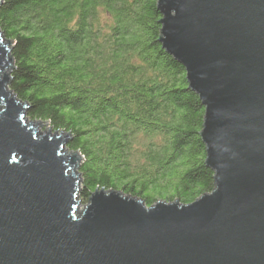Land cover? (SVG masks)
<instances>
[{"label": "water", "instance_id": "95a60500", "mask_svg": "<svg viewBox=\"0 0 264 264\" xmlns=\"http://www.w3.org/2000/svg\"><path fill=\"white\" fill-rule=\"evenodd\" d=\"M157 10L159 43L205 109L212 191L146 206L100 189L79 213V154H65L68 134L26 123L0 32V264H264V0Z\"/></svg>", "mask_w": 264, "mask_h": 264}, {"label": "trees", "instance_id": "16d2710c", "mask_svg": "<svg viewBox=\"0 0 264 264\" xmlns=\"http://www.w3.org/2000/svg\"><path fill=\"white\" fill-rule=\"evenodd\" d=\"M157 0H2L9 90L26 118L68 134L79 196L118 191L151 206L213 189L204 107L159 43Z\"/></svg>", "mask_w": 264, "mask_h": 264}, {"label": "rangeland", "instance_id": "374dc122", "mask_svg": "<svg viewBox=\"0 0 264 264\" xmlns=\"http://www.w3.org/2000/svg\"><path fill=\"white\" fill-rule=\"evenodd\" d=\"M4 43H7V42H4ZM11 46H12V45H11V43H10L9 46H8V48H10ZM31 122H32V123H37V122H39V123H37V124L35 125V126H36V131H37L38 134L47 133L48 130H49V133H51V134L54 133V132L52 131V129L50 128V125H49L48 123H43V122H41V121H37V120H29V119L26 118V123H31ZM64 151H65V150H64ZM65 154L67 155V154H71V153L66 149ZM76 155H78V154H76ZM78 157H79V161H78V164H77V165L79 166L80 163H81V161H82V159H80V158H82V157H80V155H78ZM78 201H79L78 212L81 213L82 210L84 209V207L87 205L88 201H87V202H84V200L81 199L79 195H78Z\"/></svg>", "mask_w": 264, "mask_h": 264}]
</instances>
